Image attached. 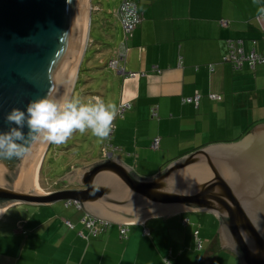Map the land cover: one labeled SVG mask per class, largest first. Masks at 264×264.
Returning a JSON list of instances; mask_svg holds the SVG:
<instances>
[{
	"label": "crops",
	"instance_id": "crops-1",
	"mask_svg": "<svg viewBox=\"0 0 264 264\" xmlns=\"http://www.w3.org/2000/svg\"><path fill=\"white\" fill-rule=\"evenodd\" d=\"M261 6L264 0L139 1L141 21L126 37L123 64L126 74L138 75L127 78L114 71L111 84L118 88L115 105H130L113 121V159L138 177L149 178L169 163L205 150L230 180L232 167L221 157L251 138L243 149L260 153L262 172L253 181L256 199L264 200V66L233 71L223 61L227 40L242 41L245 52L256 41V53L264 56ZM122 41L123 35L111 59ZM195 93L200 96L197 107L182 102ZM156 138L159 147L154 150L151 143ZM102 155L80 165L68 164L55 177L54 189L30 190L41 194L73 189L76 177L65 178V173L105 160ZM85 215L83 209L65 207L63 202L6 207L0 214V264H240L220 246L219 222L209 212L175 210L127 221L115 220L102 209L100 216L113 224L90 240L79 236L87 234L82 224ZM122 225L128 228L126 240L118 237ZM143 228L150 230V237L143 236ZM194 232L200 237V249Z\"/></svg>",
	"mask_w": 264,
	"mask_h": 264
},
{
	"label": "water",
	"instance_id": "water-1",
	"mask_svg": "<svg viewBox=\"0 0 264 264\" xmlns=\"http://www.w3.org/2000/svg\"><path fill=\"white\" fill-rule=\"evenodd\" d=\"M90 11V0H0V133L9 131L5 118L13 108L26 110L32 99L69 93L87 49ZM249 142L251 138L235 144L221 157L232 167L231 181L205 150L183 156L149 178L138 177L110 156L79 169L73 189L41 194L29 186L47 144L40 142L23 158L0 157V214L11 205L72 202L86 216L111 225L100 210L127 221L175 210L209 212L219 222L223 249L240 264H264V200L256 199L253 181L262 172L260 153L244 150Z\"/></svg>",
	"mask_w": 264,
	"mask_h": 264
},
{
	"label": "rangeland",
	"instance_id": "rangeland-1",
	"mask_svg": "<svg viewBox=\"0 0 264 264\" xmlns=\"http://www.w3.org/2000/svg\"><path fill=\"white\" fill-rule=\"evenodd\" d=\"M122 1L90 0L91 11L87 49L83 55L77 77L75 71L73 73L70 89L73 83L74 86L71 97L87 101L88 98L100 96L106 103L115 104L118 88L116 84L114 86H111V84L116 74L111 69L106 68V64L111 59V51L118 49L122 39L120 24L114 16V12L119 8ZM105 145L106 140H101L92 135L90 130L84 133L75 131L67 142L61 145L47 143L40 156L43 158L45 152L50 149L44 157L42 169H40L41 163L39 164L35 185L29 183L30 188H34L33 190L39 189V192L40 190L54 189L57 180L55 177L62 175L66 166L68 168V164L73 162L74 165H80V162L99 157V155H102L101 152L104 150ZM79 171L76 169V173H74L70 170L63 177L66 178L67 175V177L74 179Z\"/></svg>",
	"mask_w": 264,
	"mask_h": 264
},
{
	"label": "clouds",
	"instance_id": "clouds-1",
	"mask_svg": "<svg viewBox=\"0 0 264 264\" xmlns=\"http://www.w3.org/2000/svg\"><path fill=\"white\" fill-rule=\"evenodd\" d=\"M258 12L264 15V6ZM118 111L114 103H106L100 96L87 101L68 94L32 99L26 110L13 108L7 114L5 119L10 127L9 131L0 133V157L23 158L40 142L64 144L75 131L90 130L92 135L106 140ZM25 127L27 133L23 131Z\"/></svg>",
	"mask_w": 264,
	"mask_h": 264
},
{
	"label": "built area",
	"instance_id": "built-area-1",
	"mask_svg": "<svg viewBox=\"0 0 264 264\" xmlns=\"http://www.w3.org/2000/svg\"><path fill=\"white\" fill-rule=\"evenodd\" d=\"M138 2L139 0H123L119 8L114 12V16L119 21V24L121 26L123 41L121 43L119 51L116 54V57L109 59L106 64V68L111 69L127 78H135L138 75V74H126L123 66L127 52L126 44H125L126 37L136 29L137 25L141 21V17L137 8ZM221 24L225 25V23H221ZM255 47H256V41H251L249 51L245 52L242 41L227 40L226 54L223 57V61L229 63L233 71H240L243 68H247L248 70L253 71L257 66H264V56L257 54L255 51ZM209 98L212 100L218 99V97L214 95H209ZM199 100H200V96L197 93H195L191 98L182 99V102L193 103L194 106L197 107ZM117 108L119 110L117 116H122V114H124L130 108V105L127 103H122L118 105ZM154 116H156L155 110L152 111V117ZM112 133L113 130L109 136V139ZM108 146L111 148V145L107 142L104 148V156L106 158L110 157L113 151V149H109ZM158 147H159V139L156 138L152 141L151 148L155 150ZM64 205L65 207L68 205H74V207H76L78 210L80 209L79 205L72 202H66L64 203ZM66 224L69 227H71V225L68 222ZM82 224L92 235H95L100 230L109 226V224L105 222L97 221L86 215L82 219ZM120 227H121L120 233L124 235L127 230L126 225H122ZM144 233L148 234V229H145ZM194 237L197 248L200 249L201 242L197 238L196 232L194 233Z\"/></svg>",
	"mask_w": 264,
	"mask_h": 264
},
{
	"label": "trees",
	"instance_id": "trees-1",
	"mask_svg": "<svg viewBox=\"0 0 264 264\" xmlns=\"http://www.w3.org/2000/svg\"><path fill=\"white\" fill-rule=\"evenodd\" d=\"M140 1V0H139ZM139 3V2H138ZM139 12V11H138ZM244 69V68H243ZM110 139H111V137H110ZM110 139L108 138V139H106V144H107V142L111 145V148L109 147V149H113V146H112V144H111V142H110ZM156 150V149H155ZM111 151V150H110ZM113 152V151H112ZM185 222H187V220H185ZM184 222V220H183V223H185ZM111 225H109V226H107L106 228H104V229H102V230H100L98 233H96L95 235H92V234H90V232L84 227V225H83V227L85 228V230L87 231V234L86 235H83V234H79V236L80 237H82V238H84V239H86V240H90V239H96V238H98V237H100V236H102L106 231H107V229L110 227ZM126 233L124 234V235H122L121 233H120V230H121V227L120 226H118V237H119V239L120 240H126L127 239V237H128V228L126 227ZM146 228H143V236H145V237H150L151 236V234H150V230H148V234H145L144 233V230H145ZM195 233V232H194ZM194 233H193V236H194ZM197 233V232H196ZM197 238L199 239V241L201 242V240H200V237L198 236V233H197ZM194 241H195V237H194ZM195 243H196V241H195ZM196 247H197V245H196ZM166 264H170L168 261H166Z\"/></svg>",
	"mask_w": 264,
	"mask_h": 264
},
{
	"label": "bare ground",
	"instance_id": "bare-ground-1",
	"mask_svg": "<svg viewBox=\"0 0 264 264\" xmlns=\"http://www.w3.org/2000/svg\"><path fill=\"white\" fill-rule=\"evenodd\" d=\"M86 26H87V18H86ZM86 26H85V29H86ZM75 71V70H74ZM74 76V75H73ZM73 78V77H72ZM42 155H43V153H42ZM41 158H42V156H40L39 158H38V160H37V163H36V166H35V169H34V173H33V182H32V184L33 185H35V183H36V175H37V170H38V167H39V164H40V162H41Z\"/></svg>",
	"mask_w": 264,
	"mask_h": 264
}]
</instances>
